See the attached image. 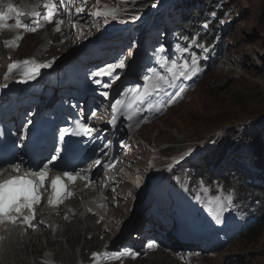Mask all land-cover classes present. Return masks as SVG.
Listing matches in <instances>:
<instances>
[{"label": "rangeland", "instance_id": "obj_1", "mask_svg": "<svg viewBox=\"0 0 264 264\" xmlns=\"http://www.w3.org/2000/svg\"><path fill=\"white\" fill-rule=\"evenodd\" d=\"M4 1L9 0L0 2L6 3ZM33 1L36 2V0ZM92 1L94 3H91ZM181 1L183 0H159L156 3V0H100L101 6L122 7L125 11V14L118 19H109V23L104 24L103 18L91 14L97 4V0H91L84 11L78 14V27L82 30L75 31L69 19L63 23L61 34H53L50 29H47L40 34L27 35L22 40L21 48L17 50V56L19 59L34 57L40 63L50 62L60 54L58 50L55 51V55L44 52L51 47L39 51L43 47L40 44L43 37L45 40L46 37H54L56 43L52 47L55 48L58 44H64L62 42L68 43L71 36L73 41L81 39V37L74 38L75 32L80 34L83 32V35L91 36L100 28H105V32L133 30L138 25L150 22L156 13L171 8L172 5ZM11 2L17 5L21 2L25 4L26 1L12 0ZM153 4L156 6L153 7ZM191 13L190 10L186 15L185 21L188 24L196 23ZM135 14H139L140 19L132 22L129 16ZM121 19L128 22L121 23ZM212 19L213 15L207 16V20ZM217 20L219 40L213 39L216 35L215 29H212L209 35L205 34L204 39H208L210 44L216 47L215 57L220 59V62L211 66L202 81L185 96L180 104L168 110L163 118L144 128L140 135L135 137L137 143L134 142V145L137 144L139 147L138 154L131 153L132 147L118 154L119 157L124 158L123 162L129 161L130 166L141 168L152 155H156L158 157L156 164L161 172L171 168L175 171H187L188 168H194L202 173L213 171L217 169L215 163L219 156L215 153L211 156L209 154L215 150L216 142L220 138L227 141L223 156L241 175L240 183L248 185L253 177L258 179L262 174H257L252 169L253 154L250 151L249 142L254 136L264 135V0H236L228 13ZM206 24H209V21ZM204 25L196 28V34L206 33ZM44 43L45 41L42 44ZM70 43L71 46L67 47V50L70 48L73 50L76 47V44L72 46V39ZM206 48L212 49L210 46ZM71 50L66 54H69ZM38 51L42 57H37ZM50 55L51 60L48 59ZM2 57L7 61V54ZM229 141L231 144L228 145ZM211 158L216 160L211 161ZM141 180L147 181V178ZM123 208L125 211L126 206ZM130 210L128 209V212ZM115 214V217L119 216ZM261 226V237L254 244H245V239L242 238L228 248V252L221 257L204 259L198 264H264V220ZM81 239H84L82 235ZM77 241L78 243L72 245L73 248H64L66 254L63 257H66V260L60 258L61 263H68L64 261H67L69 257L71 259L75 256L80 257L73 250L74 248L77 250L81 244L80 240ZM58 247L59 249H56ZM56 248H53V251L58 252L60 245ZM85 248L81 247L82 253L85 252ZM40 254H43V250ZM30 260L29 264H35L34 259ZM155 262L149 263L157 264ZM74 263L75 260L69 262V264Z\"/></svg>", "mask_w": 264, "mask_h": 264}, {"label": "snow or ice", "instance_id": "obj_2", "mask_svg": "<svg viewBox=\"0 0 264 264\" xmlns=\"http://www.w3.org/2000/svg\"><path fill=\"white\" fill-rule=\"evenodd\" d=\"M73 0H68V3H72ZM83 2L86 4L87 0H83ZM159 0H156V3H158ZM58 3L63 4L64 0H46L45 3H43L42 7L46 10V14L43 16V19L48 21L49 23L52 22L53 17L56 15L58 11ZM41 5H35L32 7V10L30 12L24 13L21 12L19 9H17L14 5L8 4L7 5V11H0V29H7L9 28V25L6 23L10 19V15L12 13H15L17 19H16V26L17 27H23L27 31L35 32L38 27H41L39 17L40 13L35 11L36 7H40ZM153 7L156 6V4L152 5ZM84 11L83 7H79L76 9L77 14ZM95 17L103 18L104 24L109 23V19L116 20L118 17L125 14V11L122 7H109L108 5H100V0H97V4L95 6V10L91 13ZM212 15H215L213 13ZM21 17H25V19H21ZM129 19L132 22H135L140 19L139 14L130 15ZM121 23H127L128 20L121 19ZM64 23L63 20L56 21V28L55 31L59 32L61 31L60 25ZM205 28L208 27V24L204 25ZM81 35H83V32H81ZM22 39L21 36H17L15 40H8L5 41L6 47H18V41ZM201 47H203L201 45ZM179 49V46H178ZM183 51H187V48L182 49ZM205 51H207V48H204ZM161 52L165 51L163 47L159 50ZM126 57L119 58L114 63H108L104 67L99 68L98 70L94 71L92 73L93 77H104L107 76L109 78L110 82H113L117 79H119V71L123 70L126 67L125 64ZM55 62V58H53L52 61L47 63H38L34 59L33 60H25L22 62L13 63L9 67V73H12L14 69H20L21 64L24 66L22 70V75L26 78V80H33L35 79L39 74L40 70L42 68H50L52 66V63ZM197 59L195 57L191 60V67L190 65L185 62L182 68L179 71H176L177 65L175 62H172V67L168 69L170 73H172L173 78H175L177 75L185 77L190 79L192 75L196 73L198 70L197 67ZM155 72V70H152ZM144 79L146 81H150L153 79V77L145 76ZM160 81H163L164 83L168 84L169 87H174V85L167 80L165 77L161 76L158 78L156 83H153L150 85V87H147L144 89V93L141 96L139 94V89H136L137 96H139V99L136 100L134 97V100L136 103L143 104L146 101V98L153 92L161 90L160 87ZM98 84H101L104 88L111 87V83H104L101 80L95 81ZM6 87V85H5ZM132 91V90H130ZM180 91H183V88L180 89ZM104 96H108L109 93L105 91L103 93ZM124 106V101L117 99L115 103L112 105V108L114 111L119 112L121 111V108ZM139 109L138 108H130L127 112V119L129 121H133L138 115H139ZM93 116H95V113H92ZM30 123V122H29ZM112 124L116 123V117L113 116L111 120ZM132 125L129 124V127ZM94 131L89 124L85 122H77V129L73 130V135H88L90 132ZM62 132L67 133V129H63ZM96 165H100L101 161L96 160ZM108 167H114V165L109 164ZM15 171H19V165L14 166ZM50 171V169L45 166L43 169L37 171L34 173L36 176L39 177V181H34L27 176H14L9 180L0 182V222H12L15 223L19 214L22 212L23 209H33V206L35 204H38L40 202V195H39V189L44 186V182L47 179V174ZM64 177L67 178L70 182H75L76 179L79 178V174H72L69 172H65ZM85 180H87V177H84ZM51 187L55 191V201L49 200L50 204L53 203H62L63 199L68 198L72 195L71 192L67 191V185L64 183V180L57 176L51 181ZM221 211H223V206H221ZM15 213L16 215H13ZM34 219L33 216H25L24 220L31 226V220ZM217 220L219 222V217H217ZM157 245L155 242H149L147 244L148 249H152L156 247ZM140 255L139 252H134L131 249L124 248L122 250H118L115 252H104V253H94L93 256L96 258L99 257H105L109 260H122L126 257H131L132 259L137 258Z\"/></svg>", "mask_w": 264, "mask_h": 264}, {"label": "bare ground", "instance_id": "obj_3", "mask_svg": "<svg viewBox=\"0 0 264 264\" xmlns=\"http://www.w3.org/2000/svg\"><path fill=\"white\" fill-rule=\"evenodd\" d=\"M11 1L12 0H9L7 2L4 1L6 3H1L0 2V8H3L4 6L12 3ZM24 1H26L25 4L21 2L20 4H17V5L21 9H23L25 11L28 10L29 6H32V5L36 4V2L33 1V0H30V1L24 0ZM91 3H94V2L92 1ZM12 4H14V3H12ZM77 7L78 8L81 7V4H78ZM78 30L80 31L82 29H78ZM38 33L39 32H37L36 34H38ZM75 34L76 35L74 36V38L87 37V38H84V39H87V40L91 38L88 34L81 35L79 32H76ZM28 35H35V34H28ZM50 37L53 40V42L56 43V41L54 40V37H52V36H50ZM70 39H72V42H73V36H71ZM70 39H68V43L67 42H62L64 44H62V45L58 44L57 46H55V48H53L54 47V45H53V47H51L50 49L45 50L44 52H47V53L50 52L51 54H54L55 51H57L58 49L70 47L71 46L70 45L71 44L70 43ZM44 40H45V37L42 38V40H41L42 43L44 42ZM80 44H81L80 42H77L76 46H78ZM74 45H75V42L72 43V46H74ZM75 48H73V50ZM53 49H55V50H53ZM71 49L72 48H70L69 50H71ZM69 50H66V52L69 51ZM132 52H133V50L132 51H128V53H132ZM7 54L8 55L11 54L12 56H16V54H14V51L9 52ZM66 55H68V53L65 54L64 56H66ZM0 60H2L1 63L3 62V63H5V65H7L9 63V61L8 62L5 61V58L2 59L1 56H0ZM128 60H129V58H128ZM3 69H4V67L2 68V70L0 69V72H2ZM135 141H136V138L134 137L133 140H132L133 146H132V150H131V153L133 155H136V154L139 153V150H138L139 147L137 146V144L134 145ZM135 143H137V142H135ZM120 160H122V163L118 162V168H119L118 174H119V176L122 175L123 178H125L124 177L125 175H127L130 178H134V179L136 178L138 180H141L142 178H147L148 182H151L152 184H154V183H157L159 180H161L167 174V172H165V171H163V172L160 171V167L156 164V162L158 161V157L156 155H152L149 158V161H146L147 163L145 164V166L141 167V168H136V167L130 166L131 164H130L129 161L128 162L127 161L123 162L124 158L122 156H120ZM128 202H131L132 204L129 203L130 204L129 205ZM133 203H135L133 200H126L125 201V205L124 206H126V209H127V210L125 209L126 212H128V209L132 210L133 205H136V204H133ZM138 203L139 202H137V204ZM116 213H117V215H119V216H116V217H118V218L121 217V214H122L121 211H117ZM115 215L116 214H114V216ZM74 226H75V224H71L70 228L67 231V234H70V238L67 239V244L65 246H64V242L63 241L61 243H57L56 240L52 237L53 234H54L53 228H51L49 231H47L44 235H34L31 238L9 237L3 244H0V264H20V263L29 264V260L30 259L32 260V258L36 259L38 257L43 258V259H47V260L54 259L55 261L56 260L60 261L59 260L60 258L66 260V257H63V255L66 254V251H65L64 248L67 247V248L70 249L72 247V245H74V243L77 240L81 239V237H80V235H81L80 229L79 228H75L73 230ZM59 231H60V229L57 230V237H62L63 235ZM63 237L65 238V236H63ZM43 238L45 240H48L47 246L44 245ZM107 239L109 240L110 238L108 237ZM95 244H97V242H95V241L84 242L83 243L84 246L85 245H95ZM58 245H60V250L58 252H55L56 250L53 251V246L57 247ZM79 245H81V244H79ZM30 249H33V253L30 252ZM40 250H43L42 256H40V254H39ZM76 254L79 256V252L78 251H77ZM222 254H226V252H223ZM82 256L83 255H81L80 257H82ZM70 259L71 258L69 257L68 260H70ZM155 261H149V262H155L157 264H167V263L175 264L173 260L164 259L162 257H160V259L159 258L156 259Z\"/></svg>", "mask_w": 264, "mask_h": 264}, {"label": "trees", "instance_id": "obj_4", "mask_svg": "<svg viewBox=\"0 0 264 264\" xmlns=\"http://www.w3.org/2000/svg\"><path fill=\"white\" fill-rule=\"evenodd\" d=\"M235 1L236 0H185V1L183 0L177 6H175L174 10H170L168 14L175 15L181 12L188 13L190 10H193V12L191 13L192 18L197 22L196 25H200L207 23L208 21L207 16L215 13V15H213L215 16V21L208 25V31L212 32L211 31L212 29L213 30L218 29L216 28L218 25L217 18L222 19V17L226 13H228V11L231 9ZM226 142L227 141H224V139L221 140L220 138H218V141L216 142L217 146L215 150L211 151V153L209 154L211 156L212 154L215 153L216 155L219 156V159L217 160L216 163L217 165H221L220 168L230 165L229 161L226 160L227 158L223 156V154L225 153L224 150L225 148H227ZM229 144H231L230 141L228 142V145ZM249 147H250V151L253 154V158L255 162L254 168H256V170L264 169V135L254 136L253 139H251L249 142ZM215 160H216L215 158L213 159L211 158V161H215ZM203 174L206 175L208 180L212 178L211 172L205 171ZM225 177L226 175L223 173V175H221V179H224ZM260 229L261 228L251 231L245 237V243L251 245L254 244L256 240L260 239L261 237Z\"/></svg>", "mask_w": 264, "mask_h": 264}, {"label": "clouds", "instance_id": "obj_5", "mask_svg": "<svg viewBox=\"0 0 264 264\" xmlns=\"http://www.w3.org/2000/svg\"><path fill=\"white\" fill-rule=\"evenodd\" d=\"M219 62H220V59H219L218 61H216V64L219 63ZM206 74H207V73H206ZM206 74L203 76V78L206 76ZM203 78H202V79H203ZM202 79H201V81H202ZM201 81H200V82H201ZM200 82H199V83H200ZM245 244H246V243H245Z\"/></svg>", "mask_w": 264, "mask_h": 264}]
</instances>
